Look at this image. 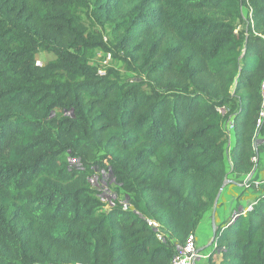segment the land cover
<instances>
[{
    "label": "trees",
    "instance_id": "trees-1",
    "mask_svg": "<svg viewBox=\"0 0 264 264\" xmlns=\"http://www.w3.org/2000/svg\"><path fill=\"white\" fill-rule=\"evenodd\" d=\"M76 2L0 0V264H169L227 175L254 167L264 0H97L122 17L114 49L131 80L83 56L96 42ZM38 50L54 59L38 64ZM95 164L127 208L102 209ZM213 244L210 264L217 250V264H264V194Z\"/></svg>",
    "mask_w": 264,
    "mask_h": 264
},
{
    "label": "rangeland",
    "instance_id": "rangeland-1",
    "mask_svg": "<svg viewBox=\"0 0 264 264\" xmlns=\"http://www.w3.org/2000/svg\"><path fill=\"white\" fill-rule=\"evenodd\" d=\"M75 12L86 34L90 35L96 44L91 45L84 50L83 56L88 59L89 64L96 69L99 74H104L111 70V75H117L121 79H133L136 75L133 66L125 61L124 53L116 52L114 49V27L122 19L119 12L109 10L97 3V0H78L76 2ZM245 11V9H244ZM242 23L237 29H242ZM102 42L101 45H98ZM35 61L43 65L49 60L54 59V54L44 50H38L34 53ZM69 111L54 110L52 117H66ZM64 160L65 157H64ZM67 164L70 167L82 168L79 159L67 158ZM88 181L93 194L102 203V209H108L114 200L122 205H127V196L121 188L115 183L110 170L100 164H95L88 171ZM244 188V187H243ZM239 187L241 196L239 201L245 208L247 201L251 198V189ZM196 264H206L205 260L200 257Z\"/></svg>",
    "mask_w": 264,
    "mask_h": 264
},
{
    "label": "crops",
    "instance_id": "crops-1",
    "mask_svg": "<svg viewBox=\"0 0 264 264\" xmlns=\"http://www.w3.org/2000/svg\"><path fill=\"white\" fill-rule=\"evenodd\" d=\"M264 134H258L254 137V167L250 174L242 175L238 173H229L221 185L218 198L212 206L204 212L196 229L194 230L197 249L205 260L209 263V256L213 248V235L217 226L228 223L232 220L234 214L240 212L243 207L239 201L243 189H251L252 196L247 201L246 206L251 204L258 196L264 193ZM232 140H230V143ZM246 185V186H245ZM245 206V207H246ZM220 259L219 250L211 257V261L218 263Z\"/></svg>",
    "mask_w": 264,
    "mask_h": 264
},
{
    "label": "built area",
    "instance_id": "built-area-1",
    "mask_svg": "<svg viewBox=\"0 0 264 264\" xmlns=\"http://www.w3.org/2000/svg\"><path fill=\"white\" fill-rule=\"evenodd\" d=\"M260 107L258 110V115L256 118V128L261 127L264 124V79L261 82L260 85ZM220 112H223V108L218 109ZM225 128L227 130V140L228 144L230 145V140H233L232 133H231V125L227 123L225 125ZM258 135V134H256ZM264 138V136H263ZM252 160L255 161V157H252ZM246 186V185H245ZM264 194V193H263ZM256 200V199H255ZM255 200L249 205H247L245 208H243L240 212H247L252 209L253 204L255 203ZM129 205H123V208H127ZM237 215L234 214L233 218ZM232 218V219H233ZM148 225L153 227V229L157 233V237L163 241L166 242L167 238V233L164 231L162 226L154 221V220H147ZM202 257L200 252L197 249L196 241H195V234L194 232L190 233L185 242L182 245H176V252L172 255L170 263L169 264H196V261Z\"/></svg>",
    "mask_w": 264,
    "mask_h": 264
},
{
    "label": "water",
    "instance_id": "water-1",
    "mask_svg": "<svg viewBox=\"0 0 264 264\" xmlns=\"http://www.w3.org/2000/svg\"><path fill=\"white\" fill-rule=\"evenodd\" d=\"M221 188H222V187H220V189H219V191H218V193H217V195H216V197H215V199H214V202H215L216 199L218 198V195H219V193H220ZM214 232H215V231H214ZM213 238H214V235H213ZM213 238H212V240H213Z\"/></svg>",
    "mask_w": 264,
    "mask_h": 264
}]
</instances>
